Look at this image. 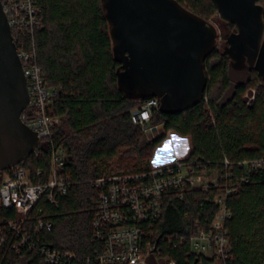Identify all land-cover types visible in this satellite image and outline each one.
<instances>
[{"label": "trees", "instance_id": "16d2710c", "mask_svg": "<svg viewBox=\"0 0 264 264\" xmlns=\"http://www.w3.org/2000/svg\"><path fill=\"white\" fill-rule=\"evenodd\" d=\"M178 1L207 20L217 13L213 0ZM34 2L41 8L34 35L37 57L47 83L56 90L50 112L58 120L51 138L21 163L34 176L42 170L37 179H44L58 146L66 151L63 171L69 177L66 194H57L54 201L43 197L37 204L53 225L41 234L43 243L75 254L70 264H88L87 257L98 247L91 237L97 200L91 181L104 173L150 170L153 149L164 135L150 138L146 129L163 124L165 132L189 136L191 150L184 161L217 172L218 184L206 191L187 189L182 198L167 196L156 223L162 235L158 256L177 264L196 259L197 264H213L217 258L194 253L189 238L210 226L219 208L214 197L230 187L225 201L231 211L226 222L230 252L224 264H264V169L247 171L240 164L264 157V78L255 69H233L229 56L215 48L206 60L208 83L198 104L178 114L155 111L149 123L137 124L132 110L140 100L129 98L118 85L121 63L113 54L102 0ZM259 2L264 6V0ZM226 24L228 31L234 29ZM252 88L256 95L247 103L244 95ZM113 160L119 171H113ZM1 214L13 217L15 211ZM168 234L178 238L167 239ZM0 264L48 263L38 251L26 250L0 254Z\"/></svg>", "mask_w": 264, "mask_h": 264}, {"label": "built area", "instance_id": "2783aa9c", "mask_svg": "<svg viewBox=\"0 0 264 264\" xmlns=\"http://www.w3.org/2000/svg\"><path fill=\"white\" fill-rule=\"evenodd\" d=\"M3 3L30 94L22 119L42 142L51 138L58 119L50 112L56 90L46 81L34 42L35 32L40 27L41 8L34 0H5ZM160 104L158 97L140 100V105L132 110L133 122L146 125L154 112L160 110ZM37 149L34 152L37 153ZM66 156L63 148L54 147L52 169L48 177L41 180L37 177L44 173L42 170L34 176L21 162L0 170V254L35 250L48 264H70L74 260L75 254L43 243L41 234L51 230L53 225L37 205L43 197L54 201L57 194L67 193L69 177L63 171ZM240 164L247 171L264 169V157L247 159ZM213 172L206 166L196 168L180 158L152 166L148 171L104 173L93 179L91 186L97 191V200L91 237L98 247L87 257V263L150 264L151 258L156 260L162 237L156 223L167 196L176 193L182 198L185 190L199 187L208 190L210 184H218V173L216 181L204 180L202 174ZM230 190L227 187L214 197L219 208L210 226L198 228L189 238L194 253L217 258L213 264H224L230 252L226 222L231 211L225 203ZM11 209L15 211L13 217L1 214L2 210ZM165 238L172 240L178 235L168 234ZM169 264L177 263L169 260Z\"/></svg>", "mask_w": 264, "mask_h": 264}, {"label": "water", "instance_id": "95a60500", "mask_svg": "<svg viewBox=\"0 0 264 264\" xmlns=\"http://www.w3.org/2000/svg\"><path fill=\"white\" fill-rule=\"evenodd\" d=\"M218 18L234 25L217 46L215 23L178 0H102L118 69L131 99L160 98V111L178 114L198 104L208 78L206 60L219 48L235 70L264 78V6L259 0H213ZM217 20V19H216ZM30 102L22 61L0 0V170L27 159L41 139L22 119ZM163 135V124L146 129ZM197 259L192 264H197Z\"/></svg>", "mask_w": 264, "mask_h": 264}, {"label": "rangeland", "instance_id": "374dc122", "mask_svg": "<svg viewBox=\"0 0 264 264\" xmlns=\"http://www.w3.org/2000/svg\"><path fill=\"white\" fill-rule=\"evenodd\" d=\"M218 14L216 13L215 15L211 16L209 20L213 21L218 29V38H217V46H220V44L222 43V41L225 39L224 33H228V26L225 22L221 21L219 18L216 20H213V18L215 16H217ZM244 75L239 76L240 78H243ZM256 95V89L252 88L247 90V92L245 93V99L247 101V103H251ZM159 125V124H157ZM157 125H153V126H157ZM152 127V126H149ZM148 127V128H149ZM173 134L179 135L176 132H174L173 130H168L167 132H165L164 138L161 140V142L159 144L156 145V147L153 149V153H152V157L150 159V163L153 166L152 160H153V156L154 154L157 152V150H160V157L161 159L164 158H169L172 162L176 161L177 159L180 158H186L188 156V154L190 153L191 150V141L189 136H183V135H179L181 137H187L188 138V143H189V150L187 151L186 154H181L183 149L182 146L177 147L178 142L176 141H171V137ZM159 135H155L153 138L158 137ZM171 141V147H168V151L165 152L164 148L168 146V142ZM170 162V163H172ZM117 160H113V162H111L113 171H119V169L117 168ZM125 165V164H123ZM157 166V165H155ZM126 167V166H125ZM124 169V168H123ZM122 171V169H121ZM202 177L204 180H211V181H216L217 179V172H213L211 174H202ZM207 177V178H206ZM152 262L156 263V264H169V260L166 257H161V256H157L156 257V261L152 260Z\"/></svg>", "mask_w": 264, "mask_h": 264}, {"label": "clouds", "instance_id": "9594fccd", "mask_svg": "<svg viewBox=\"0 0 264 264\" xmlns=\"http://www.w3.org/2000/svg\"><path fill=\"white\" fill-rule=\"evenodd\" d=\"M171 141L178 142L177 147L182 146L183 151H182L181 154H186L187 151L189 150V143H188V138L187 137H181L179 135L173 134L172 137H171ZM171 141L168 142V146L164 148L165 152L168 151V147H171ZM170 162H172V161L169 158L161 159L160 150L159 149L154 154L153 160H152V163H153L154 166L155 165L165 164V163H170Z\"/></svg>", "mask_w": 264, "mask_h": 264}, {"label": "crops", "instance_id": "0c3cea01", "mask_svg": "<svg viewBox=\"0 0 264 264\" xmlns=\"http://www.w3.org/2000/svg\"><path fill=\"white\" fill-rule=\"evenodd\" d=\"M154 166V165H153Z\"/></svg>", "mask_w": 264, "mask_h": 264}]
</instances>
